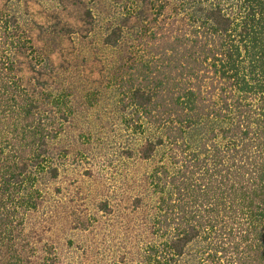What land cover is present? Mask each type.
Returning a JSON list of instances; mask_svg holds the SVG:
<instances>
[{
  "label": "trees",
  "instance_id": "trees-1",
  "mask_svg": "<svg viewBox=\"0 0 264 264\" xmlns=\"http://www.w3.org/2000/svg\"><path fill=\"white\" fill-rule=\"evenodd\" d=\"M123 17L102 44L127 57L80 97L113 93L131 138L124 157L151 165L130 205L146 215L133 264H264V0H141ZM34 28L44 30L27 0H0V264L61 260L45 239L47 196L67 158L61 133L80 112L76 92L51 87Z\"/></svg>",
  "mask_w": 264,
  "mask_h": 264
},
{
  "label": "rangeland",
  "instance_id": "rangeland-1",
  "mask_svg": "<svg viewBox=\"0 0 264 264\" xmlns=\"http://www.w3.org/2000/svg\"><path fill=\"white\" fill-rule=\"evenodd\" d=\"M27 1L33 20L44 27L43 31L31 29L30 36L36 50L56 70V79H49L51 87L76 92L80 112L61 133L67 158L60 179L49 187L47 200L55 216L53 231L45 239L59 247L57 264H133L138 257L134 255L145 247L146 215L136 216L130 205L143 189L151 165L124 157L131 138L122 127L118 129L111 110L113 93L100 85L103 95L95 92L92 98L96 100L80 95L85 98L88 88L97 89L104 65L110 64L109 69L127 57L105 47L102 39L113 21L122 23L128 9L141 0ZM22 61L20 76L31 92L35 76L30 60ZM103 200L120 207L110 215L102 214L98 206Z\"/></svg>",
  "mask_w": 264,
  "mask_h": 264
}]
</instances>
